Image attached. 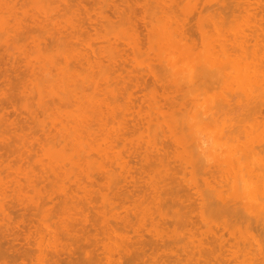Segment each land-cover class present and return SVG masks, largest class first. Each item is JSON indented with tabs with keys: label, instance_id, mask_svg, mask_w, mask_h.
Masks as SVG:
<instances>
[{
	"label": "rangeland",
	"instance_id": "1",
	"mask_svg": "<svg viewBox=\"0 0 264 264\" xmlns=\"http://www.w3.org/2000/svg\"><path fill=\"white\" fill-rule=\"evenodd\" d=\"M11 1H15L13 4L16 5L14 6L9 0L13 5V9L17 11L16 13L15 10L11 9V16L9 13L5 12V5L8 3V0L5 1L7 3L4 2L5 5L0 2V6H2L0 7V15L5 18L7 14H9L10 18L16 14V18L19 16V24L18 20H16L17 22L14 21L16 18L13 20L16 26L12 19L9 20L10 18L8 19V17L7 20L9 23L6 20L8 26L5 25L7 24L5 20L4 23L1 22L3 20L0 19V264H264V211H262V208H264V199H262L263 201L261 200V198H264V195H262L264 189H260L264 188V180H262L264 176L263 178L260 177L264 171L260 173H258L259 170L256 171V168L260 169V171L264 170V168H259L260 165L257 167L260 163L262 164L261 167L264 165V163H262L264 162V157L259 163L258 160L260 157L256 156L259 152L261 155L264 153L262 152L264 149V143H262L264 142V99H262L264 98V76H262L264 68L261 66L262 64L264 66V61H262L264 60V0H48L51 5H48V2L46 3L45 0L33 1V7L37 2H39V5L41 3L42 5L40 7L46 6L43 12L46 11L48 14H52L54 18L51 15L48 16L43 13V7L42 9H34L32 6L30 8V1L28 5L26 4V2L28 3L27 0H25L26 2H24V0ZM43 3H46L48 6L43 5ZM65 3L69 6L66 7ZM3 5L5 6L4 9H2ZM9 5L7 4V7H9ZM71 7L74 8V12H70V9L72 10ZM22 8H26L27 12L29 11L28 14L32 13L33 16L37 14L36 10H38V14L35 16L40 21H32L36 18L32 19L31 14L28 15L25 13L26 15H24L26 10ZM48 8H50V11H53V13H49ZM2 10H4V12ZM7 10L10 12V9L7 8ZM22 10H24L23 13H21ZM66 10L68 12H66ZM33 11L36 13L34 14ZM69 12L71 15L73 13V16H78L77 18L75 17V19H81L82 22L78 21L77 23ZM5 13L6 16H4ZM42 14L48 17L51 16V18H47L52 21H55L57 18L56 21L60 20L59 24L56 21L54 24L51 20L50 23L53 25L48 24L49 22L47 23V21H42V19L46 20V18H43L45 15L43 16ZM168 16L171 17L169 20H172L173 25L174 23H178L179 25L177 26L185 28L186 32L184 33L187 34V37L185 35L182 36L183 38L180 36V39V37L177 35L175 37L174 33L171 34V32L168 31L170 23ZM165 17H167V20ZM67 18L68 20L66 21ZM70 18L73 21L70 20L69 23ZM158 18L159 21L156 20ZM184 18V23H182V19ZM179 19L181 20L178 21ZM162 20H166L167 23H169L166 24V21L163 23ZM10 21L13 23L11 24ZM71 22L77 25L82 23L81 30L79 29L80 31L78 32V28H71L74 26V24L71 25ZM9 24L15 26V28H11ZM156 24L158 26H156ZM181 24H184V26ZM161 25H164L159 29L161 32L154 31L158 30L157 28ZM173 25L170 27H174ZM154 26L157 28L155 29ZM6 27H10L11 29L6 30ZM70 28L75 30V36H78L79 41H76L77 37L73 41L74 35L72 36V42L70 41L71 35L74 32V30H72L73 32H71V34L69 32V30H71ZM15 29L18 34L12 32L15 31ZM164 30L170 32H167L168 34L165 33L168 37H161V35L163 36L164 32H166ZM82 39L83 41H81ZM62 42H67L66 46L64 45L65 43L62 45ZM80 42L83 44H80ZM69 43L71 46L83 50V62L87 60V65L83 63V65L87 67L83 70L86 71L88 67L93 69L88 68L89 71L92 72L90 73L88 70L87 72L90 73L88 75L89 79L91 78V82L93 81V83H95L89 84L90 80L88 76L85 75L84 77L89 81H86V86L88 84L89 86L84 88H89L90 90L91 86L95 87L94 85L96 82L98 83V85L96 84L97 88L95 87L94 89V91L97 90V93H94L93 90V93H91V91L88 93L87 89L86 92L88 93L87 96L89 94H91L89 96L97 94V99H99L98 101L100 103L99 110L101 109L103 113L100 112L102 117L97 115V118H101L103 123L109 122L107 123L108 128H106V124L105 126L100 125L101 128L103 126V129H101L103 131H101V133L98 131V133L101 134L100 137L103 134L104 137L110 135V143H112L115 139L112 137L114 135H120L122 132L121 136L118 135V137H116L120 140H115V144L113 143L117 146L115 148L117 151L114 147L108 148L109 146L105 145V149L111 151L107 153V150L105 151L103 148V143H106L108 139L106 138L105 142L104 137H97L101 141L95 138V146L97 147H99L98 145L103 139V142L100 144V147H102L99 148L100 150H104L102 154H110L107 155V158L112 156V162H109L111 163L109 166L107 164L111 159H109L110 157L108 158L109 160L105 158L108 160L106 162L107 167L105 168L112 166V164L114 165L111 167L112 172L108 170L110 168L107 169L108 172H111L110 177L107 176L108 173L107 175L103 174L107 177L100 174L103 173L102 171L104 170H98L97 167L99 164L90 165L91 168H93L92 166L94 165L93 170L89 169L90 172H88L92 177L91 179L94 180L92 182H90L91 180H86L85 176L79 175L82 172H78L79 174H77L83 176L82 183H77L80 179L78 181L74 179L75 182L72 180L74 178L73 174L76 173H74V171L72 175H69L72 171H70L68 175L67 173H63L64 170H62V172L59 171L62 176L58 177L59 175L57 173L58 176L55 175L57 178L52 175L53 173H50L51 169L48 170V164L50 162L48 150L60 143L58 130L60 131L61 125L59 126V124L61 121L65 122L66 110L73 108H69L70 104L61 103L55 96L54 98L56 99H53L49 93H46L44 97L48 95L47 99L49 98L48 100L45 99L48 102L47 104L51 101L53 103L55 102L54 106L58 109L54 111L55 115L52 114V111L43 112L41 106L44 105L45 102L42 105L37 102L36 99L38 97L35 92L36 90H34V86L31 87L34 88L32 92H30L31 88H29V90L27 88L28 84L29 86L31 85V82L29 83L28 80L30 78L29 71L32 66L30 67V64L28 66L25 65L29 63V61L31 63L33 58L31 60L26 59L27 62L22 56L24 55L22 53L26 50L27 52H24V56L27 58L28 52H33V49L37 46H41L40 48L38 47V50H43L45 47L46 51L50 49L48 53L53 50L51 53L54 55L61 54L62 52L67 54L69 52L67 47L70 45ZM52 46H54V48ZM56 46H63L62 49L66 47V51L68 52L60 51V53ZM55 48L57 50H55ZM59 49L62 50L61 48ZM212 50L215 51L213 52ZM55 51H58L57 54H55ZM210 51L214 54L217 53L214 55ZM226 51L227 54L225 53ZM34 52L36 53L38 51ZM34 52L30 53V56L33 55ZM42 52L43 51L40 53ZM174 52H176L175 55L173 54ZM223 52L225 56H223ZM51 53L49 55L54 56ZM220 53H223V55H220ZM208 55L211 57L209 58ZM30 56L28 58L32 57ZM226 56L229 58L232 56V59H227L228 57ZM206 57H208V59ZM58 58L62 60L60 55ZM84 59L86 60L84 61ZM24 60L27 62L25 65ZM34 60L38 61V58ZM34 60L31 64H34ZM163 60L165 61L164 63ZM208 60H210L211 65L210 62L208 63ZM36 61L35 63H37ZM38 62L41 63L40 61ZM215 62L219 64L216 66ZM39 63L37 65H40ZM43 63L46 65L45 61H43ZM200 63H204L205 65L201 67ZM164 64L166 65L164 66ZM220 64L221 66H219ZM37 65L34 64L33 69H35L34 66ZM168 66L172 69L169 70ZM179 66L180 68H178ZM197 66L200 67L197 69ZM212 66L213 68H217L215 70L218 74L216 72L213 74L212 71V74L205 72V69L208 71V67L212 69ZM175 67L178 68L177 71ZM42 68L44 69L45 67L42 66ZM46 68L50 69L51 67L48 68L47 66ZM193 68H196V71H193ZM199 68H203L204 71ZM39 69L40 68L37 70ZM165 69L172 75H169V73L167 75ZM40 70L37 72L40 73ZM174 70L176 72H174ZM248 70L252 74L248 73ZM97 71L99 72L98 74ZM183 71L186 73L185 75H187L184 76V78L190 84H187L185 79L182 78ZM87 72L83 73L86 74ZM156 73L164 77L162 78L159 75L156 76ZM191 73H193L192 76L195 74L193 77L197 79L191 78ZM247 73L248 75L250 74L249 77L245 75ZM176 74H180L182 79L179 78L180 75L175 76ZM196 74L198 75L197 77ZM31 75L32 74H30V76ZM168 76L170 77L168 78L170 79L169 82L166 78ZM171 76H173V78L175 76L178 79L174 78V80H172L173 78ZM31 77H33V75ZM34 78L35 77L30 80L33 81ZM202 78H205L203 82H201ZM41 80L44 82L45 78L41 77L39 81ZM85 80L83 83H85ZM39 81L37 80L35 82L37 83ZM174 81L178 83L175 87L173 85ZM27 82L28 84L26 85L25 83ZM257 82L259 87L256 84ZM21 85L26 86L25 90ZM180 85H182V88H177ZM190 85L193 87H190ZM253 85H255L254 88ZM256 85L259 91H257ZM260 86L262 90H260ZM192 88L194 91L198 89L197 92L191 94L190 90H192ZM194 88H196V90ZM185 89H188L187 92H190V97L188 95V98L183 100L184 97L180 99L183 93H185V97H187ZM28 91L31 94L28 93ZM261 91L263 94H261ZM24 94L25 96L23 97ZM244 95L248 96L246 97ZM26 96L29 97L26 98ZM30 97H34V100H25V98L28 100ZM165 97L167 102L164 101ZM170 97L176 100V104H179L176 105L174 103V108L177 110L173 111V114L176 113L174 115L178 117L176 118L172 115V119H177L175 122L179 123V120L183 117L182 115L185 114V117L187 120L189 119L191 123L187 122V125V123L184 122L186 119H184V117L181 123L184 122V125L186 123L187 129L189 126L193 127L194 124H196L193 128L189 127V129L192 130L191 135H189V129L185 131V133L189 135V139H185L186 137L182 139L187 134L185 135L184 133V135H182L179 133V130L176 128L177 126H174L175 129L172 128V130H177V133H179V135L181 134L180 136L174 135L173 131L169 128L173 122H168V116H170L168 114L171 112L169 109L170 106L171 108L173 107L172 102L174 101L173 99L171 100ZM246 98L248 100L250 99V101ZM42 99L44 101V98ZM97 99L94 100L96 101ZM155 99L156 101L158 100L157 103H155ZM178 99L183 101L181 102ZM214 99L217 101L216 104H219L218 106L215 105L217 109L214 107L216 102ZM177 100L179 102H177ZM194 100L195 102H193ZM185 101H188L191 105L192 103L196 105L188 106L190 104L188 102V104L185 103ZM110 102H112V104L108 106ZM169 102L170 104L172 103V105H169ZM162 103L163 106L161 107H163L165 111H163L164 109L162 110V108L158 109ZM36 104L39 105L36 106ZM105 104H107L109 109L110 115L108 114V118L112 119L114 117L116 120V116L118 118L120 113L123 112L124 115L123 117L121 114L124 118L121 117L124 121V126L120 128L122 131L118 130L119 133L113 134V136L111 133H117V130H115L118 128L117 125L120 126V123L123 122L117 123L116 121V126H114L115 120L112 121L105 117V114H107L104 113L106 112L104 109L107 110ZM260 104L263 105L261 106ZM113 105L116 107H112ZM185 106L188 107V109L182 111ZM113 108L115 112L111 111ZM148 108L149 110L151 108V111L157 109L152 112L153 115H150ZM180 108L183 109L181 110ZM252 108H255L257 113ZM198 109L199 112H197ZM145 110H147L145 112L146 114L143 113ZM158 110L159 112H164L163 115L166 112L168 116H162L161 112V115H155L156 112L159 113ZM172 110L174 109L172 108ZM110 111L114 113L113 116ZM181 111L185 113H181ZM248 111L252 112L249 113L250 118L248 117ZM139 112V116L142 117L138 116ZM147 113H149V120L148 117H146L148 115ZM196 113L200 115V118H198L199 121H196V117H193L195 115L197 116ZM225 113H228V115ZM154 115L157 118L161 116L157 119L158 122L161 121L162 117L166 119V121L164 120L165 122L163 121V123H165L164 125L161 122L159 123V125L162 124V127H158H161L160 129L163 130L162 132V130L160 131L159 129L160 136L158 135V128L156 127L158 124L154 122V120H156L153 118ZM106 119L107 121H104ZM119 119L120 117L118 121H121ZM151 119L152 123H149ZM248 119L252 120L250 121ZM95 120L96 119H94V121ZM194 120L200 124L195 123ZM110 121L113 122L114 127L110 124L112 123ZM66 122L68 123V121ZM146 122L150 125H148L149 127L146 126ZM167 124H170V126ZM239 125H241V129H239ZM165 126L167 128H165ZM183 126L180 131L185 129ZM146 128L147 130L149 129L148 132ZM94 129L96 130V128ZM153 129L155 130L154 132ZM247 130L248 132L250 130V132L248 133ZM149 131H152L153 135L150 134ZM230 132H232V134ZM245 132L251 137L245 135ZM140 135L142 136L140 137ZM172 135L173 138L171 139ZM93 136L96 137L95 134H93ZM246 136L249 138H245ZM120 137L126 139L122 140ZM150 137H154L157 140L153 138V141L152 138L149 139ZM175 137H177V139ZM191 137L193 139H191ZM217 137L222 138L217 139ZM111 139L113 140L112 142ZM96 140L100 142L98 145ZM121 140L124 141L125 144L122 143ZM151 140L153 142L145 145V142ZM170 140H172L171 142L173 143H171ZM180 140H182V144ZM194 140L196 142H194ZM192 141L194 144L197 142L199 143V145L197 144L198 151L196 146L191 147V149H196L199 153L198 157H195L200 158L197 159L194 157V159H197V162H194L195 160L191 161L194 166L190 164L191 156L189 154V149L187 151L188 146H186V144L192 143ZM108 142L106 143L107 145ZM152 143L156 145L158 143L163 144H159L161 147L158 145L155 147ZM119 144H124V146L120 145V148ZM149 144H151V146H149ZM145 146V149L154 147V149L157 148L163 151V153L159 150L156 151L157 149H152L151 152V148L149 149L150 152L147 150L145 152ZM203 147L204 149H202ZM252 147L256 150L263 149L261 151L257 150L258 153H256L255 149H251ZM183 148L186 150L184 151ZM112 149H114L113 151L115 152H113ZM121 149H124L123 155L121 154L123 153ZM247 150L249 153H247ZM253 152L256 153V155H254ZM145 153H147L149 157ZM94 154L98 153L96 152ZM156 154H159V157H154ZM160 154H162V156H160ZM169 154L172 158L169 157ZM192 154L195 155V152H192ZM252 154L253 156H251ZM91 155L93 154L91 153ZM121 155L123 158H121ZM144 155L147 160L149 159L148 162H146V158H142ZM175 155L178 157H175ZM186 155H188L187 159L185 158ZM114 156L116 157L113 163ZM95 157H97L99 161L102 158L104 159L103 156H100L101 159L98 158L99 155H95ZM150 157L154 159L151 158L150 160ZM181 157H184L185 160L180 159ZM245 157L246 159L243 160V162L242 159ZM158 158L161 159V163L159 164ZM164 158H166L169 163L171 162V165L168 164V162H166L167 160L165 161ZM255 159L258 163H255ZM165 162L167 166H170L171 170L173 168V173L169 170V166H166ZM253 162L255 165H253ZM185 163L187 164L185 165ZM246 163H250V166H247ZM222 164L225 165L223 166ZM160 166L165 167L162 168V170ZM155 168L157 170L160 168L159 174L157 173L159 171ZM74 170L79 171L78 169ZM99 171L101 172L99 173ZM161 172L163 173L162 176L165 174L170 175V173L172 176L173 174V183L170 179L171 176H169V180H167V182L170 181L167 183L168 185L171 183V186H168L169 190L167 187L163 189L162 185L164 181L166 183L168 175H165L166 178L162 177ZM245 173L247 174L245 175ZM157 174L159 177L164 178L163 183L162 178H160V180ZM232 178L234 180L239 178L238 180H241V182L236 181L239 184L241 183L240 186L238 184L237 187V184L235 185L237 182ZM246 179L252 180H249V182ZM260 179L263 181L262 184ZM153 180L157 181L153 183ZM158 182L161 183V185ZM167 184H164V187L165 185L167 186ZM179 184H182L181 186L183 187H180ZM254 184H257L256 187H254ZM172 185H174V187ZM219 186L221 188H219ZM257 186H259V189ZM161 188L163 190L166 189L165 192L168 195H166ZM170 189L171 191L173 190L172 192L175 193V196L178 193V197L176 196L173 198L174 193L172 194ZM169 191L171 195H173H170L172 198L169 196ZM226 192L230 193L229 195L231 197L233 195V200H229L231 197L226 196L228 194ZM260 192L263 193L259 195ZM217 193H219L218 196ZM242 199L244 201H242ZM224 201L227 202L224 203ZM260 202L262 203L260 204ZM241 203L244 205H242V209ZM79 204L81 205L79 206ZM233 204L234 206H232ZM249 205L250 208L252 207V210L248 208ZM76 206L78 208L82 206V209L80 208L82 214L78 213L79 210L75 208ZM238 207L239 209H237ZM157 210L158 212H156ZM159 210L165 212V217L161 214L164 218H161V216L158 217L160 215ZM245 214H247V216L249 215L248 217L251 218H248ZM253 215L258 217L256 219L257 221L254 219ZM256 244H260L259 250Z\"/></svg>",
	"mask_w": 264,
	"mask_h": 264
},
{
	"label": "bare ground",
	"instance_id": "2",
	"mask_svg": "<svg viewBox=\"0 0 264 264\" xmlns=\"http://www.w3.org/2000/svg\"><path fill=\"white\" fill-rule=\"evenodd\" d=\"M5 1H6V0H4V1H3V0H0V2H1L2 4H4V5H5V3H7V2H5ZM13 1H14V0H13ZM27 1H28V3L24 0V2H26L27 5L29 4V1H30L29 6H30V8H31V6L33 7V4H34L33 1H34V0H27ZM31 1H32V2H31ZM37 1H38V0H37ZM39 1H41V0H39ZM45 1H46V3L48 2V0H45ZM4 2H5V3H4ZM10 2H12V1L10 0ZM10 2H9V0H8V3H7V4H8V5L11 4ZM14 2H15V1H14ZM14 2H12V4H13ZM35 2H36V1H35ZM49 2H50V1H49ZM49 2H48V5H51ZM1 3H0V5H1ZM46 3H45V4L43 3V5H47ZM7 4L5 5L6 8H5V6L3 5V8H2V9L5 8V9H6L5 12H6V13H9L10 16H11V14H12V13H11V9H13V5L15 6L16 4H13V5L11 4V5H9V7H7ZM23 5H24V4H23ZM41 5H42L41 3H40V5H39V2H37V3L34 5L33 8H34V9H36V8H37V9H38V8H39V9H42V7H43V9H42V12H43V10L46 8V6H45V7H44V6L40 7ZM48 5H47V6H48ZM11 6H12V7H11ZM37 6H38V7H37ZM65 6L68 7L69 5L67 6V3H65ZM65 6H64V7H65ZM70 6H71V5H70ZM0 7H2V6H0ZM49 7H51V6H49ZM64 7H63V8H64ZM7 8L10 9V12L7 10ZM71 8H72V10L74 9L73 7H71ZM0 9H1V8H0ZM22 9H25V10H26V8H22ZM48 9H49L48 12L50 13V12H51V11H50V8H48ZM64 9H65V8H64ZM69 9H70V8H69ZM69 9H68V10H69ZM13 10H15V9H13ZM13 10H12V11H13ZM72 10L70 9V12H74V10H73V11H72ZM2 11L4 12V10H2ZM7 11H8V12H7ZM15 11H16V10H15ZM15 11H14V12H15ZM34 11H35V10H34ZM34 11H33V12H34ZM14 12H13V13H14ZM23 12H24V10H22L21 13H23ZM30 12H31V11H30ZM36 12H37V14H38V10H36ZM36 12H34V14H35ZM66 12H68V11L66 10ZM70 12H69V13H70ZM0 13H1V10H0ZM6 13H5L4 16H6ZM16 13H17V11H16ZM16 13H15V14H16ZM25 13L28 14L29 11L27 12V10H26V11L24 12V15H26ZM39 13H40V12H39ZM43 13L47 14L48 16H49V15L52 16V14H48L46 11L43 12ZM51 13H53V11H52ZM9 14H7L6 18L3 17L2 15H0V16H1L0 19L3 20V21H1V22H4V20H5V22L7 23V21H8V20H7V17H8V19L10 18ZM30 14L32 15V19H33V18H36V19H33V20L31 19L32 21H34V20H35V21H40V20H38V18L35 16V15H37V14L34 15L35 17L33 16L32 13H30ZM30 14H28V15H30ZM45 14H44V15H45ZM16 15H17V14H16ZM16 15H15V16H12L13 18L11 17L9 20L12 19V21H13V20L16 18ZM42 15H43V14H42ZM44 15H43V16H44ZM70 15H71V13H70ZM73 15H74V14L72 13L71 16H73ZM45 16H46V15H45ZM45 16H44L43 18H46V20H43V19H42V21H47V23L49 22L48 24H51V25H53L52 23L55 24V21H56L57 18L55 19V21H52V20L50 19L51 22H52V23H50V20H49L48 18H51V16H50V17H48V16L45 17ZM71 16H70V17H71ZM2 17H3V18H2ZM18 17H19V16H18ZM18 17H17L14 21L17 22L16 20H18V24H19V18H18ZM47 17H48V18H47ZM52 17H53V16H52ZM75 17L77 18L78 16H73L74 19H75ZM160 17H161V16H160ZM53 18H54V17H53ZM79 18H80V17H79ZM79 18H78V19H79ZM166 18H167V17H165V19H166ZM169 18H171V17L168 16V20H169ZM172 19H173V18H172ZM6 20H7V21H6ZM48 20H49V21H48ZM67 20H68V18L66 19V21H67ZM70 20H72V19H71V18L69 19V23H70ZM156 20L159 21V18L156 19ZM160 20H161V19H160ZM166 20H167V19H166ZM166 20H164V21L162 20L163 23H164ZM176 20H177V19H176ZM180 20H181V19H179L178 21H180ZM183 20H185V18L182 19V23H184ZM14 21H13V22H14ZM35 21H34V22H35ZM59 21H60V20H58V21H56V22H58V24H59ZM72 21H73V20H72ZM75 21H77V23H78V21H79V22H82L81 19H79V20L75 19ZM174 21H175V20H174ZM178 21H177V22H178ZM5 22H4V23H5ZM13 22H12V23H13ZM15 22H14V24H15ZM155 22H156V21H155ZM160 22H161V21H160ZM169 22H170V23H169ZM169 22H168V23H169L168 31H170L171 34L174 33V34H175V37H176V35H177L178 37H180V36L182 37V36H184V35L187 37V34L184 33V32H186V30H185L184 27H183V28H184V30H183V28H182L181 26H177V25H179L178 23H177V24L174 23V25H173L172 20H171V21L169 20ZM171 22H172V24H171ZM186 22H187V19H186ZM4 23H3V24H4ZM8 23H9V21H8ZM8 23L5 24V25L8 26ZM10 23H11V21H10ZM12 23H11V24H12ZM42 23H43V22H42ZM45 23H46V22H45ZM45 23H44V24H45ZM47 23H46V24H47ZM168 23H167V21H166V24H168ZM11 24H9V26H11ZM46 24H45V25H46ZM72 24H74V22H71V25H72ZM79 24H80V25H79ZM79 24L77 25V24L75 23L74 26H72V27L70 26V27H71V28L74 27V29H75V28H76V29L78 28V32H79V31L81 30V28H82V25H81L82 23H79ZM157 24H158V22H157ZM157 24H156V26H158ZM159 24H160V23H159ZM166 24H164V25H166ZM175 24H176V25H175ZM56 25H57V23H56ZM76 25H77V26H76ZM164 25H161V26H159L158 28L156 27L158 30H154V31H157V32H158L159 29H161L160 27H162V26H164ZM172 25H173L174 27H170V26H172ZM181 25L184 26V24H181ZM15 26H16V24H15ZM15 26L12 25L11 28H12V27L15 28ZM17 26H18V25H17ZM79 26H80V27H79ZM166 26H167V25H166ZM11 28H10V27H9V28L6 27V30H7V29L9 30V29H11ZM18 28H19V26H18ZM18 28H17V30H18ZM71 28H70V29H71ZM152 28H153V27H152ZM154 28H155V26H154ZM154 28H153V29H154ZM156 28H155V29H156ZM4 29H5V28H4ZM74 29L69 30V32H70V33L73 32L72 30H74ZM79 29H80V30H79ZM153 29H152V31H153ZM163 29H164V27H163ZM12 30H14V29H12ZM17 30L15 29V31H12V32L17 33ZM166 30H167V29H166ZM166 30H164V31H166ZM154 31H153V32H154ZM168 31L164 32V34L167 33ZM69 32H68V33H69ZM74 32H75V30H74ZM74 32H73V34L71 33V34H72V35H71V40H70L71 42H72V39L74 38V39H73V41H74V40L76 39V37H77L76 41H79V40H78V36H75V35H76V32H75V34H74ZM159 32H161V30H160ZM162 32H163V30H162ZM170 32H168V33H170ZM70 33H69V34H70ZM155 33H156V32H155ZM168 33H167V34H168ZM183 33H184V34H183ZM187 33H188V32H187ZM17 34H18V33H17ZM159 34H161V33H159ZM164 34H163V36L161 35V37H164V38H165V37H168V35L166 36V34H165V36H164ZM73 35H74L75 37L72 38ZM154 35H155V34H154ZM188 36H189V34H188ZM170 37H171V36H170ZM181 37H180V39H181ZM186 37H184V38H186ZM182 38H183V37H182ZM79 39H80V38H79ZM159 39H160V38H159ZM172 39H173V38H172ZM188 39H189V38H188ZM182 40H183V39H182ZM189 40H190V39H189ZM189 40H188V41H189ZM81 41H83V39H82ZM67 42H69V41H67ZM67 42H66V43H65V42H62V45H63V43H65L64 45L66 46ZM71 42H70V43H71ZM166 42H167V40H166ZM186 42H187V39H186ZM70 43H69V44H70ZM80 44H83V43L80 42ZM56 45H57V44H56ZM165 45H166V44H165ZM185 45H187V44H185ZM70 46H71V44H70L69 46H67L68 49H69V50H68L69 52L66 51V49H67L66 47H64L65 49H64V48L62 49L63 46H62V47H60V46H59V47L56 46V47H58V51H59V52H60V51H61V52H62V51H66V52H68L67 54H66L65 52H62V53L60 52L61 54H57L58 51H55L56 53H55V52H54V53L57 54V55H54L53 53H51L53 50H52L51 52L48 53V51H49L50 49H49V50L47 49V51H46V50H45V47H44L43 50H41V49L38 50V47L40 48L41 46H37V47H36L37 49L35 48V49H33V50H34V51H38V52L41 50V51H43V52L40 53V52H41V51H40L39 53H38V52L35 53V52L32 50L36 56L33 54V55H31V56H32V57H31V56H30V53H33V52L30 51V53L28 52V57L30 56L31 58H28V57L26 58V56H24V55H25L24 52H25L26 50H25V51L22 50V51H24V52L22 53V54H24V55H22V56L24 57L25 60H26V59L31 60L32 58H33V60H34V59H37V58H38V61L41 62V63H39L38 61L34 60L33 63H34L35 65H37L38 63H39L40 65L34 66L35 69H33V65H34V64H31L33 60L31 61V63H30V61H29V63H27L28 61L26 60V61H27V62H26V61L24 60V61H25V63L23 62L24 65L27 63L25 66H28L29 64H30V65H29L30 67L32 66V67H31V70H30L31 73H30V71H29V77H30L29 80H30L31 78L35 77L33 81H31V80L29 81V80H28L29 83L31 82V85H30V86H29L28 82L25 83V84H26V85L28 84V86H27L28 90H29V88H31V87L34 86L35 89H34V88H31L30 92L33 91L32 89L36 90L35 92H36V95H37V97H38L36 100H37V102H38L39 104L42 105V104L45 102L44 105H42V106L40 105L41 108H42V110H43V112L52 111V114L55 115L54 111H55L56 109H58L57 107L54 106V105H55V102L53 103V102L51 101L49 104H47L48 102H47L45 99H47V96H48V95H47L46 97H44L46 93H49V94L51 95V98H53V99H56V98H57V100H58L59 102H61V103L70 104V105H69V108H70V107L73 108V109L70 108L71 110L69 109V110H66V112H65V117H66L65 122L68 121V123H67V122L65 123L64 121H63V122L61 121L60 124H59V126L61 125V129H60V131L58 130V133H59V134H58V135H59L58 137H60V143L57 144V145H55V146H53V147H51V148L48 150V156H49V161H50L49 164H48V166H49V169H48V170L51 169V170H50V173H51V174L53 173V174H52L53 176H55V175L58 176V175H59L58 177H60V176H62V175H61L62 170H64L63 173H65V174L67 173V175H68V173H69L70 171H72V172L69 173V175H70V174L72 175V174H73V171H74V173L76 172V173H75L76 175L79 174L80 172H82V173L84 172L83 174L80 173L79 175H83V176H85V179H86V180H88V181L91 180L90 182H92V181H94V180L91 179L92 177L90 176V173H88V172H90L89 169H92V170H93V168H94V165L92 166L93 168H91L90 165H92V164H99V166L97 167L98 170H102V169L104 170V171H102L103 173H100L101 171H99V173H100L101 175H103V174H106V175H107V173H108L107 176L110 177V175H111V172H112L111 167H112L114 164H112V166L108 167V168H110L111 170L108 169V168H105V167H107V165L109 166V165L111 164V163H109V162H112V158H111L112 156H109L110 158L108 157L109 159H111V160H109V159L107 158V155H110V154H106V155H105V153L102 154V152H104V150H105V151L107 150L106 152L108 153V151H109L108 149H105V145H106V146H109L108 148H110V147L113 148V147H114V149H115V148L117 147V146L114 145V144H115L114 141H115V140H116V141H119V140H120V139H118V138H116V137H118V135H119V134H118L119 131H122V130L120 129L121 126H124V125H123V124H124V121H123V119H124V118H123L124 115H123V112H122V113H120V116H118V118L120 117L119 120H121V121H118V118H117L116 115H114V116H116V120H115L114 117H113L112 119H111V118H108V117H109V116H108V114H109V109H108V107H107V104H108L109 102H108L107 104H105V105H106L105 108H107V110L104 109V110L106 111V112H104V113H107V114H105V115H106L105 117L108 118L109 120H112V121L115 120V121H114V126H116V123H115L116 121H117V123H118V122H123V123H120V124H121L120 126L117 125L118 128L115 129V130H117V133H116V132H114V133L112 132V133H111V132L108 131L109 133H111L112 136H113V134H118V135H116V136L114 135L115 137H114V136H113V137L111 136L112 138H115L114 141L111 139V142L113 141L112 143H110V135H109V136L106 135V136H108L109 138H108V137H104V134L100 137L101 134H99L98 131H100V133H101V131H103V130H101V129H103V126H105V124H106V126H107L106 128H108L107 123H109V122H107V123H103V120H102L101 118H97L98 116H99V117H102V115L100 114V112L102 113V111H101V109L99 110L100 103H99V101H98L99 99H97V97H98L97 94H95V95L92 94V96H89V95H91V94H89V95L87 96V94L89 93V91H91V93H93V92H94V93H97V90L94 91V89H95V87H96V84L98 85V83L96 82V84L94 85L95 87L91 86V87H90V90H89V88H88V89L86 88L88 91L84 88V87L89 86V84H94V83H95V82L93 83V81L91 82V78L89 79V75H88V74H90V73L92 72V71H89L88 68H90V69H92V68H91V67H88V68H87V70H88L90 73H88L87 70H86V71L83 70L85 67H87V66H84V65H83V63H86V65H87V60H86L87 58L84 59V61L86 60V62H83V52H82L83 50H80V48H79V49H78V48H75V46H71V47H72V48H71ZM171 46H172V45H171ZM188 46H189V45H188ZM52 47L54 48V46H52ZM69 47H70V48H69ZM167 47H168V46H167ZM184 47H185V46H184ZM59 48H61L62 50H60ZM73 48H74V49H73ZM172 48H173V47H172ZM182 48H183V47H182ZM173 49H174V48H173ZM185 49H186V48H185ZM210 49H211V48H210ZM44 50H45V52H44ZM55 50H57V49L55 48ZM70 50H72V51H70ZM246 50H247V49H246ZM246 50H245V51H246ZM261 50H262V49H261ZM22 51H21V52H22ZM73 51H75V52H73ZM175 51H176V50H175ZM187 51H188V50H187ZM208 51H209V50H208ZM212 51H213V50H212ZM212 51H210V52L213 53L215 50H214L213 52H212ZM247 51H248V50H247ZM247 51H246V52H247ZM252 51H253V50H252ZM26 52H27V51H26ZM166 52H167V51H166ZM170 52H171V51H170ZM218 52H220V51H218ZM246 52H245V53H246ZM253 52H254V51H253ZM253 52H252V54H253ZM50 53L53 54L54 56L49 55ZM63 53H64V54H63ZM175 53H176V52H174L173 54L175 55ZM190 53H191V52H190ZM216 53H217V52H216ZM216 53H215V54H216ZM223 53H224V52H223ZM223 53H220V55H221V54L223 55ZM225 53L227 54V51H226ZM225 53H224L223 56H225ZM248 53H249V52H248ZM248 53H247V55H248ZM170 54H172V53H170ZM191 54H192V53H191ZM213 54H214V53H213ZM215 54H214V55H215ZM218 54H219V53H218ZM249 54H250V53H249ZM59 55L61 56V59H62V60H60V58H58ZM160 55H162V54H160ZM209 55H211V54H209ZM209 55H208V56H209ZM214 55H213V56H214ZM230 55H231V54H230ZM254 55H255V54H254ZM259 55H260V54H259ZM37 56H38V57H37ZM40 56H41V58H40ZM55 56H56V57H55ZM169 56H170V55H169ZM204 56H205V54H204ZM252 56H253V55H252ZM263 56H264V55H263ZM62 57H63V58H62ZM165 57H166V56H165ZM177 57H178V56H177ZM180 57H181V56H180ZM210 57H211V56H209V58H210ZM216 57H217V56H216ZM216 57H215V58H216ZM218 57H219V55H218ZM226 57H228V56H226ZM231 57H232V56H231ZM231 57H230V58H231ZM261 57H262V56H261ZM158 58H159V57H158ZM160 58H161V57H160ZM183 58H184V57H183ZM200 58H201V57H200ZM206 58L208 59V57H206ZM213 58H214V57H213ZM222 58H223V57H222ZM222 58H221V59H222ZM230 58L228 57L227 59H230ZM245 58H247V57H245ZM252 58H253V57H252ZM259 58H260V57H259ZM39 59H40V60H39ZM41 59H42V60H41ZM177 59H178V58H177ZM196 59H197V58H196ZM201 59H202V58H201ZM207 59H206V60H207ZM211 59H212V58H211ZM217 59H218V58H217ZM231 59H232V58H231ZM231 59H230V60H231ZM260 59H261V58H260ZM58 60L61 61V62H59ZM164 60H165V59H164ZM164 60H163V63L165 62ZM180 60H181V59H180ZM182 60H184V59H182ZM194 60H195V59H194ZM257 60H258V59H257ZM257 60H255V61H257ZM35 61H36L37 63H35ZM43 61L46 62V65L43 63ZM160 61H161V60H160ZM211 61H212V60H211ZM218 61H219V59H218ZM226 61H227V60H226ZM228 61H229V60H228ZM262 61H264V60H262ZM71 62H73V63H71ZM179 62H180V61H179ZM183 62H184V61H183ZM197 62H198V61H197ZM209 62H210V60H208V63H209ZM212 62H213V61H212ZM219 62H220V61H219ZM223 62H224V61H223ZM257 62H258V61H257ZM47 63H48V64H47ZM91 63H92V62H91ZM163 63H161V64H163ZM191 63H192V62H191ZM215 63H216V62H215ZM248 63H249V62H248ZM260 63H261V62H260ZM88 64H89V63H88ZM95 64H96V63H95ZM167 64H168V62H167ZM189 64H190V62H189ZM200 64H201V63H200ZM200 64H199V65H200ZM218 64H219V63L217 62L215 65L217 66ZM225 64H226V63H225ZM249 64H250V63H249ZM165 65H166V64H164V66H165ZM173 65H174V64H173ZM202 65H205V64H204V63L201 64V67H202ZM210 65H211V62H210ZM212 65H213V64H212ZM215 65H214V66H215ZM222 65H223V64H222ZM226 65H227V64H226ZM226 65H225V67H226ZM42 66L45 67V68H44L45 70L42 68ZM47 66H48V68H50V67H51V68H50V69H47V68H46ZM49 66H50V67H49ZM88 66H89V65H88ZM91 66H92V65H91ZM219 66H221V64H220ZM251 66H253V65H251ZM261 66L264 68L263 64H262ZM36 67L42 69V70L39 69L41 74L38 73L39 70H37L38 68H36ZM102 67H103V66H102ZM159 67H160V66H159ZM193 67H194V65H193ZM198 67H200V66H197V69H198ZM225 67H224V68H225ZM228 67H229V66H228ZM240 67H241V66H240ZM258 67H260V66H258ZM262 67H261V68H262ZM93 68H94V66H93ZM165 68H166V67H165ZM168 68H169V66H168ZM178 68H180V66H179ZM178 68L175 67L176 71L178 70ZM234 68H235V66H234ZM244 68H245V67H244ZM246 68H247V67H246ZM249 68H250V67H249ZM46 69H47V70H46ZM85 69H86V68H85ZM94 69H95V68H94ZM170 69H172V68H169V70H170ZM193 69H194L193 71H196V68H193ZM199 69H200V68H199ZM213 69H214V70H213ZM215 69H217V68H213V66H212V69H211V68L209 69V67H208V71L205 69V72L208 73V74H212V73L214 74V72H216ZM218 69H220V68H218ZM222 69H223V67H222ZM225 69H226V68H225ZM236 69H237V68H236ZM33 70H34L35 72H34ZM36 70H37L38 72H37ZM92 70H93V69H92ZM95 70H96V69H95ZM161 70H162V69H161ZM165 70L167 71V69H165ZM165 70H164V71H165ZM184 70H185V69H184ZM186 70H187V69H186ZM200 70L204 71L203 68H201ZM226 70H227V69H226ZM237 70H238V69H237ZM241 70H242V69H241ZM245 70H246V69H245ZM253 70H254V69H253ZM261 70H262V69H261ZM43 71H44L45 73H44ZM162 71H163V70H162ZM176 71L174 70V72H176ZM209 71H210V73H209ZM211 71H212V73H211ZM248 71H249V70H248ZM36 72H37V73H36ZM83 72H84V73L87 72V73L84 74ZM170 72H171V71H170ZM179 72H180V71H179ZM197 72H198V71H197ZM197 72H194V73H197ZM220 72H221V70H220ZM220 72H219V73H220ZM240 72H241V71H240ZM254 72H255V70H254ZM260 72H261V71H260ZM43 73H44L46 76H45ZM93 73H94V71H93ZM98 73H99V72L97 71V74H98ZM103 73H104V71H103ZM166 73H167V75H168L169 72L167 71ZM202 73H203V72H202ZM202 73H200V74H202ZM216 73L218 74V72H216ZM248 73H250V71H249ZM248 73L245 74V75H248ZM256 73H258V72H256ZM261 73H262V72H261ZM261 73H259V74H261ZM30 74H32L33 77H31L32 75L30 76ZM94 74H95V73H94ZM101 74H102V73H101ZM101 74H100V75H101ZM163 74H164V73H163ZM174 74H175V73H174ZM182 74H183V77H182V78H184V76H187V75H185L186 73H185L184 71L182 72ZM192 74H193V73H191V78L194 79L195 77H193V76H194L195 74H194L193 76H192ZM197 74H199V73H197ZM197 74H196V77L198 76ZM250 74H252V73H250ZM250 74H249V75H250ZM85 75L88 76V79L90 80V82L88 81L87 78L84 77ZM102 75H103V74H102ZM155 75H156V76H158V75L161 76L159 73H158V75H157V73H156ZM169 75H172V74L169 73ZM179 75H180V74H176L175 76H179ZM203 75H204V74H203ZM205 75H206V74H205ZM237 75H238V74H237ZM249 75H248V77H249ZM256 75H257V74H256ZM39 76H41L42 78H45L44 82H43L42 80L39 81V79H41V77H39ZM44 76H45V77H44ZM175 76H174V78H177V77H175ZM235 76H236V75H235ZM242 76H243V75H242ZM258 76H259V75H258ZM262 76H264V73H263ZM83 77H84L86 80H85ZM161 77L163 78L164 76H161ZM171 77L173 78V76H171ZM199 77H200V76H199ZM201 77H202V76H201ZM254 77H255V76H254ZM36 78H37V79H36ZM166 78L168 79V78H170V77L168 76V77H166ZM166 78H165V79H166ZM174 78H173L172 80H174ZM179 78H181V75L179 76ZM182 78H181V79H182ZM205 78H206V76H205ZM205 78H202V81H201V82H203ZM243 78H244V77H243ZM243 78H242V79H243ZM252 78H253V77H252ZM257 78H258V77H257ZM261 78H262V77H261ZM263 78H264V77H263ZM167 79H166V80H167ZM177 79H178V78H177ZM177 79H175V80H177ZM184 79H185V78H184ZM184 79H183V80H184ZM195 79H197V78H195ZM37 80H38L39 82L36 83L35 81H37ZM84 80H85V83H83ZM172 80H171V81H172ZM179 80H180V79H179ZM198 80H199V79H198ZM86 81L89 82V84L87 83V84H88L87 86H86ZM169 81H170V79H168V82H169ZM185 81L187 82L186 79H185ZM185 81H184V82H185ZM190 81H191V80H190ZM193 81H194V80H193ZM255 81H256V79H255ZM258 81H259V79H258ZM32 82H33V84H34V83H35V84L33 85ZM191 82H192V81H191ZM195 82H196V81H195ZM201 82H198V83H201ZM248 82H249V81H248ZM251 82H252V81H251ZM261 82H262V81H261ZM174 83H176V84H174ZM188 83H189V82H187V84H188ZM193 83H194V82H193ZM242 83H243V82H242ZM245 83H246V82H245ZM22 84H24V83H22ZM36 84H37V85H36ZM83 84H84V86H83ZM189 84H190V83H189ZM194 84H195V83H194ZM256 84L258 85V82H257ZM261 84H263V83H261ZM171 85H172V84H171ZM173 85H174V87H175L176 85H178V83L174 81V82H173ZM184 85H185V84H184ZM195 85H196V84H195ZM195 85H194V86H195ZM251 85H252V84H251ZM257 85H256V88H257ZM263 85H264V84H263ZM263 85H262V86H263ZM36 86H37V87H36ZM191 86H192V85H190V87H191ZM239 86H240V85H239ZM246 86H247V85H246ZM248 86H249V84H248ZM21 87H22V88L24 87V90H25V88H26L25 85H24V86L21 85ZM92 87H93V88H92ZM180 87L182 88V85L178 86L177 88H180ZM192 87H193V86H192ZM254 87H255V85H253V88H254ZM258 87H259V85H258ZM22 88H21V90H22ZM46 88H47V89H46ZM83 88H84L85 90H84ZM91 88H92V89H91ZM96 88H97V87H96ZM188 89H191V88H188ZM188 89H187V90H188ZM194 89L196 90V88H194ZM250 89H251V88H250ZM257 89H258V88H257ZM257 89H256V90H257ZM26 90H27V89H26ZM92 90H93V92H92ZM185 90H186V89H185ZM187 90L185 91V92L187 93V97H185L186 95H185V93H183V94L181 95V98H180V99H183V97H184L183 100H185V98L187 99V98H188V95H189V97H190V92H191V94H192L193 92L195 93V92H197L198 89H197L196 91H194L193 88H192V90H190V92H189V91L187 92ZM247 90H248V89H247ZM247 90H246V91H247ZM260 90H262V89H261V86H260ZM86 91H87L88 93H87ZM250 91H251V90H250ZM252 91H253V89H252ZM252 91H251V92H252ZM257 91H259V89H258ZM263 91H264V90H263ZM30 92L28 91V93H30ZM37 92H38V93H37ZM85 92H86V93H85ZM33 93H34V92H33ZM42 93H43V94H42ZM198 93H199V92H198ZM246 93H248V92H246ZM246 93H245V94H246ZM252 93H254V92H252ZM30 94H31V93H30ZM30 94H28V95H30ZM199 94H200V93H199ZM199 94H196V95L198 96ZM250 94H251V93H250ZM250 94H249V95H250ZM261 94H263L262 91H261ZM26 95H27V93H26ZM32 95H33V94H32ZM183 95H184V96H183ZM196 95H195V96H196ZM251 95H252V94H251ZM24 96H25V94L23 95V97H24ZM30 96H31V95H30ZM34 96H35V95H34ZM54 96H55L56 98H54ZM199 96H200V95H199ZM244 96H246V95H244ZM247 96H248V95H247ZM247 96H246V97H247ZM262 96H263V95H262ZM262 96H261V97H262ZM28 97H29V96H26V98H28ZM35 97H36V96H35ZM40 97H41V98H40ZM92 97H94V98H92ZM251 97H252V96H251ZM251 97H250V98H251ZM26 98H25L26 101H30V99H33L34 97H32V98L30 97L28 100H27ZM42 98H44V101H43ZM167 98H168V97H167ZM194 98H195V97H194ZM199 98H200V97H199ZM203 98H204V97H203ZM253 98H254V97H253ZM38 99H39V100L41 99L40 102H39ZM48 99H49V98H48ZM48 99H47V100H48ZM94 99H97V100L95 101ZM170 99H171V100H172V99L174 100V101L172 102V103H173V107H172V108H173L174 110H172L171 106H170V109L168 108V109L171 111V112H169V114H168V115H170V116L166 115V114H167L166 112H165L164 115H163L164 112H163V113H162L161 111H160V112L162 113V116H165V117L168 116V117H169V121H168V122H170V123L173 122V123L175 124V125H174V124L172 123L173 127H172V125L170 126V124H167L168 126H170L169 128H170L171 130H172V128L175 129L174 126H177V127H176L177 130H179L178 132L181 133L182 135H184L185 131L188 130L189 127H190V126H189L188 129H187V128H186V123H187V122H188V123H189V122L191 123V121H190L189 119H188L189 121L187 120V118L185 117V114L182 115V116L184 117V119L186 118L185 120H187V121L184 120V122H186L185 125L183 124L184 122L181 123V120H183V117L181 118V117L179 116V117L181 118V119L179 120V123L175 122L177 119H176V120H175V118L172 119V115H173L174 117H176V116L174 115V114H176V113L173 114V111H175V110H177V109L174 108V103L176 104V100H175L174 98H171V97H170ZM170 99H169V101H170ZM246 99H247V98H246ZM246 99H245V100H246ZM262 99H264V98H262ZM33 100H34V99H33ZM36 100H35V101H36ZM50 100H51V99H50ZM50 100H49V101H50ZM178 100H179V99H178ZM178 100H177V102L181 101V100H179V101H178ZM183 100H182V101H183ZM190 100H192V99H190ZM197 100H199V99H197ZM247 100H248V99H247ZM251 100H252V99H251ZM157 101H158V100H157ZM157 101H156V99H155V103H157ZM164 101H166V97H165V100H164ZM182 101H181V102H182ZM188 101H189V100H188ZM188 101H187V102H188ZM214 101H216V100L214 99ZM218 101H220V100H218ZM221 101H222V100H221ZM248 101H250V99H249ZM95 102H97V103H95ZM100 102H101V101H100ZM152 102L154 103L153 100H152ZM166 102H167V101H166ZM170 102H171V101H170ZM170 102H169V105H172V103L170 104ZM181 102H180V103H181ZM187 102L185 101V103H187ZM193 102H195V100H194ZM256 102H257V101H256ZM256 102H255V103H256ZM149 103H151V102H149ZM158 103H159V102H158ZM164 103H165V102H164ZM188 103H189V102H188ZM188 103H187V104H188ZM213 103H214V102H213ZM216 103H217V101L215 102L214 107H216V106H215V105H217ZM234 103H235V102H234ZM239 103H240V102H239ZM258 103H259V102H258ZM39 104H36V106L39 105ZM97 104H98V105H97ZM111 104H112V102H110V104H108V106L111 105ZM159 104H160V103H159ZM177 104H178V103H177ZM177 104H176V105H177ZM187 104H186V106H187ZM189 104H190V103H189ZM223 104H224V103H223ZM71 105H72V106H71ZM95 105H96V106H95ZM150 105H153V104H150ZM165 105H166V104H165ZM178 105H179V104H178ZM181 105H182V104H181ZM183 105H184V103H183ZM195 105H196L195 103H194V105H193V103H192V105L190 104V105H188V106H195ZM218 105H219V104H218ZM218 105H217V106H218ZM233 105H234V104H233ZM256 105H257V104H256ZM258 105H259V104H258ZM260 105L262 106L263 104H260ZM114 106H115V105H113L112 107H114ZM148 106H149V105H148ZM157 106H158V105H157ZM161 106H163V103L159 106L158 109L162 108V110H163L164 108L161 107ZM166 106H167V105H166ZM186 106H185V107H186ZM226 106H227V105H226ZM38 107H39V106H38ZM115 107H116V106H115ZM154 107H155V105H154ZM164 107H165V106H164ZM168 107H169V106H168ZM181 107H183V106H181ZM185 107H184V109H183V108H180V109H181V110L183 109L182 111H184L185 109L187 110L188 107H186V108H185ZM205 107H206V105H205ZM210 107H211V106H210ZM212 107H213V106H212ZM41 108H40V109H41ZM218 108H219V107H218ZM259 108H260V107H259ZM111 109H112V108H111ZM115 109H116V108H115ZM153 109H154V108H153ZM156 109H157V108H156ZM156 109H154L153 111H156ZM190 109H191V108H190ZM193 109H194V107H193ZM201 109H202V108H201ZM216 109H217V107H216ZM252 109H254L255 112L257 113V111H256L255 108H252ZM260 109H261V108H260ZM96 110H97V111H96ZM148 110H149V108H148ZM178 110H179V109H178ZM191 110H192V109H191ZM250 110H251V108H250ZM67 111H68V112H67ZM95 111H96V113H95ZM107 111H108V112H107ZM111 111H114V112H115L114 108H113V110H111ZM111 111H110V113H112ZM146 111H147V110H145L143 113H145ZM149 111H150L149 113H150V115H151L152 112H153V111H151V108H150ZM163 111H165V109H164ZM182 111H181V113H185V112H182ZM188 111H189V110H188ZM245 111H246V110H245ZM251 111H252V110H251ZM41 112H42V111H41ZM97 112H98V113H97ZM140 112H141V110H140ZM140 112H139L138 116L140 115ZM158 112H159V110H158ZM160 112H159V113L156 112L155 115H156V114H157V115L160 114ZM197 112H199V109L197 110ZM206 112H207V113H210V112H208V111H206ZM227 112H228V111H227ZM149 113H147L148 115H147L146 117L149 116ZM181 113H180V114H181ZM186 113H188V112H186ZM193 113H194V112H193ZM247 113L249 114V113H252V112L248 111ZM102 114H103V113H102ZM113 114H114V113H112V116H113ZM121 114H122L123 117L121 116ZM145 114H146V113H145ZM145 114H144V115H145ZM191 114H192V113H191ZM196 114H197V116H199V117H197L195 114H194L195 116H193V117H196L197 119L195 118V120H196V121H199L198 118H200V115H199V113H196ZM225 114H226V113H225ZM97 115H98V116H97ZM100 115H101V116H100ZM109 115H110V114H109ZM152 115H153V114H152ZM155 115H154L153 118L156 119V120H154L153 118H152V119L154 120L155 124H158L156 127L158 128L157 131H158V135L160 136V134H159V129L162 127V126H161L162 124H163V125L165 124V123H163V121H164V120L166 121V119H163V118H165V117H162V118H161V121L159 120L162 124L159 125L160 122H158L157 119H159L161 116H160V117L158 116V118H157V117H155ZM160 115H161V114H160ZM226 115H228V113H227ZM251 115H252V114H251ZM138 116H137V117H138ZM186 116H187V114H186ZM188 116H190V115H188ZM249 116H250V114L248 115V117H249ZM57 117H58V115H57ZM57 117H56V118H57ZM94 117H95V118H94ZM121 117H122L123 119H121ZM139 117H142V116H139ZM170 117H171V118H170ZM177 117H178V116H177ZM177 117H176V118H177ZM234 117H235V116H234ZM56 118H55V119H56ZM144 118H145V117H144ZM149 118H150V117H148V120H149ZM188 118H189V117H188ZM236 118H237V117H236ZM246 118H247V117H246ZM246 118H245V120H246ZM249 118H250V117H249ZM252 118H253V117H252ZM94 119H96L95 121H96L97 125H96ZM99 119H100V121H99ZM103 119H104V118H103ZM139 119H140V118H139ZM145 119H146V118H145ZM152 119L149 121V123H152ZM192 119H193V118H192ZM201 119H202V118H201ZM201 119H200V120H201ZM211 119H212V118H211ZM234 119H235V118H234ZM234 119H233V120H234ZM97 120H98V121H97ZM109 120H108V121H109ZM146 120H147V119H146ZM167 120H168V119H167ZM172 120H174V121H172ZM195 120H194V121H195ZM204 120H206V119H204ZM229 120H230V119H229ZM231 120H232V119H231ZM248 120L251 121L252 119H248ZM248 120H247V121H248ZM104 121H107V119L104 120ZM112 121H110V122H112ZM165 121H164V122H165ZM196 121H195V123H197ZM227 121H228V120H227ZM247 121H246V122H247ZM93 122H94V123H93ZM101 122H102V123H101ZM157 122H158V123H157ZM234 122H235V121H234ZM236 122H237V121H236ZM176 123H177V124H176ZM188 123H187V125H188ZM202 123H203V122H202ZM211 123H212V121H211ZM110 124L113 126V122L110 123ZM146 124H147V125H146ZM146 124H145L146 126L149 125L148 122H146ZM178 124H179V125H178ZM182 124H183L184 126H183ZM193 124H194V123H193ZM197 124H200V123L198 122ZM203 124H204V123H203ZM205 124H207V123H205ZM208 124H209V123H208ZM218 124H219V123H218ZM218 124H217V125H218ZM251 124H252V123H251ZM98 125H99V126H98ZM100 125H103L102 128H101ZM190 125H191V124H190ZM220 125H221V124H220ZM254 125H255V124H254ZM95 126H96V127H95ZM112 126H110V127H112ZM114 126H113V127H114ZM149 126H150V125H149ZM149 126H148V127H149ZM158 126H161V127L159 128ZM178 126H179V127H178ZM180 126H181V127H180ZM182 126H183L185 129H184L183 131H180V129L182 130ZM192 126H193V125H192ZM194 126H196V124H194ZM194 126H193V127H194ZM211 126H212V125H211ZM218 126H219V125H218ZM235 126H236V125H235ZM240 126H241V125H239V129H241ZM251 126H253V125H251ZM110 127H109V128H110ZM148 127H147V128H148ZM154 127H155V126H154ZM193 127H190V128H193ZM204 127H205V126H204ZM59 128H60V127H59ZM59 128H58V129H59ZM94 128H96L97 131H96ZM106 128H105V129H106ZM122 128H123V127H122ZM147 128H146V130H147ZM165 128H167V127L165 126ZM178 128H179V129H178ZM237 128H238V127H237ZM254 128H255V126H254ZM98 129H99V130H98ZM112 129H114V128H112ZM163 129H164V128H163ZM170 129H169V132H170ZM251 129H252V128H251ZM251 129H250V130H251ZM106 130H107V129H106ZM109 130H111V129H109ZM115 130H114V131H115ZM118 130H119V131H118ZM148 130H149V129H148ZM148 130H147V132H148ZM161 130H162V129H160V131H161ZM167 130H168V129H167ZM177 130H176V131H175V130H172L173 133H174V135H179V133H177ZM189 130H190V129H189ZM250 130H249V132H250ZM94 131H95V132H94ZM111 131H112V130H111ZM154 131H155V130L153 129V132H154ZM174 131H175V132H174ZM199 131H200V130H199ZM199 131H198V132H199ZM201 131H202V129H201ZM236 131H237V129H236ZM245 131H246V130H245ZM104 132L106 133V131H104ZM149 132H150V131H149ZM162 132H163V130H162ZM162 132H161V133H162ZM166 132H167V131H166ZM182 132H183V133H182ZM191 132H192V130H190L189 135H191ZM228 132H229V131H228ZM228 132H227V133H228ZM247 132H248V130H247ZM247 132H245V135H248L249 132H248V133H247ZM145 133H146V132H145ZM145 133H142V134H145ZM164 133H165V131H164ZM176 133H177V134H176ZM230 133L232 134V132H230ZM246 133H247V134H246ZM93 134H95L96 137H94ZM97 134H98V135H97ZM106 134H108V133H106ZM148 134H149V133H148ZM148 134H147V135H148ZM150 134L153 135L152 131L150 132ZM150 134H149V136H150ZM156 134H157V132H156ZM170 134H171V133H170ZM170 134H169V135H170ZM181 134H180V135H181ZM186 134H187V133H185V135H186ZM196 134H197V133H196ZM198 134H199V133H198ZM234 134H235V133H234ZM250 134H251V133H250ZM252 134H253V133H252ZM121 135H122V132L120 133L119 136H121ZM152 135H151V136H152ZM154 135H155V133H154ZM180 135H179V136H180ZM187 135H188V134H187ZM187 135L184 136V137L182 136L183 138H182V137H181V138L184 139V138L186 137L185 139H189V135H188V136H187ZM98 136H99V137H98ZM141 136H142V135H140V137H141ZM167 136H168V135H167ZM195 136H196V135H195ZM227 136H228V134H227ZM248 136H249V135H248ZM248 136H246L245 138H247ZM253 136H254V135H253ZM253 136H252V137H253ZM92 137H94V138H92ZM97 137H98V138H102V137H104V138H105L104 141L106 140V138L109 140V142H108V140H106V141L108 142V145L106 144V143H107L106 141H105L106 143H103V146H104L103 148H104V150H100V149H99V148L102 147V146L100 147V144L103 142V139H102V142L100 143V142H98V140H99V141H101V140L98 139ZM140 137H139V138H140ZM146 137H147V136H146ZM161 137H162V135H161ZM161 137H159V138H161ZM193 137H194V135H193ZM197 137H198V136H197ZM249 137H251V136H249ZM249 137H248V138H249ZM95 138L98 139V140H96V141H97V145H98V143H100V144L98 145L99 147L95 146V145H96V144H95V143H96V142H95ZM120 138H121V137H120ZM151 138L153 139L154 137H150L149 139H151ZM157 138H158V137H157ZM172 138H173V135L171 136V139H172ZM175 138L177 139V137H175ZM175 138H174V139H175ZM219 138L221 139L222 137H219ZM219 138L217 137V139H219ZM254 138H255V137H254ZM258 138H260V137H258ZM117 139H118V140H117ZM121 139L124 140V139H126V138H121ZM141 139H142V138H141ZM141 139H139V140H141ZM143 139H144V137H143ZM143 139H142V140H143ZM154 139H156V138H154ZM154 139H153V141H154ZM179 139H180V138H179ZM191 139H193V138L191 137ZM191 139H190V140H191ZM198 139H199V137H198ZM224 139H225V138H224ZM256 139H257V138H256ZM91 140H92V141H91ZM122 140H121V142L124 143V141H122ZM142 140H141V141H142ZM146 140H147V139H146ZM156 140H157V139H156ZM156 140H155V141H156ZM245 140H246V139H245ZM116 141H115V142H116ZM125 141H126V140H125ZM153 141L151 140V141L145 142V145H146V144L148 145V143H151V142H153ZM171 141H172V140H170V142H171ZM184 141H187V140H184ZM199 141H200V140H199ZM205 141H206V140H205ZM142 142H143V141H142ZM194 142H196V141L194 140ZM194 142L192 141V143H189V144H190V148H189V144H186V146H188V147H187V151H188V149H189V152H190L189 154H190V156H191V160H190V162H191L192 160H193V161L195 160L194 162H197V159H200V158H197L198 155H199V153L197 152V151H198V149H197V144L199 145V143L197 142L196 144H194ZM206 142H207V141H206ZM221 142H222V141H221ZM246 142H247V141H246ZM255 142H256V141H255ZM258 142H259V141H258ZM261 142H262V141H261ZM113 143H114V144H113ZM155 143H156V142H155ZM171 143H173V142H171ZM174 143H175V142H174ZM180 143L182 144V140H180ZM186 143H187V142H186ZM259 143H260V142H259ZM262 143H264V142H262ZM91 144H94V145H91ZM117 144H118V143H117ZM124 144H125V143H124ZM124 144H122V145L119 144V146H120V145H121V146H124ZM143 144H144V143H143ZM152 144H153V143H152ZM159 144L161 145V144H163V143H158V144H157L159 147H161ZM177 144H179V143H177ZM184 144H185V142H184ZM211 144H212V143H211ZM254 144H255V143H254ZM112 145H114V146H112ZM157 145H156V144H153V146H155V147H156ZM173 145H174V144H173ZM179 145H180V144H179ZM224 145H225V144H224ZM250 145H251V144H250ZM256 145H257V143H256ZM258 145H261V144H258ZM94 146H95V147H94ZM121 146H120V148H121ZM149 146H151V144H149ZM174 146H175V145H174ZM193 146H196L197 151H196L195 148H194L195 150H193V148L191 149V147H193ZM203 146H204V145H203ZM212 146H213V145H212ZM245 146H246V144H245ZM252 146L254 147L253 144H252ZM262 146H263V145H262ZM183 147H184V146H183ZM247 147H248V146H247ZM250 147H251V146H250ZM253 147H252L251 149H253ZM95 148H96V149H95ZM122 148H123V147H122ZM145 148H146V146L144 147V149H145ZM147 148H148V146H147ZM150 148H151V147H149V149H150ZM163 148H165V147H163ZM163 148H162V149H163ZM175 148H176V147H175ZM238 148H239V147H238ZM244 148H245V147H244ZM260 148H261V146H260ZM114 149H112V151H113ZM149 149H145L144 151L146 152V150H147L148 152H150ZM152 149H154V147L151 148V152H152ZM156 149H157V148H155L154 150H156ZM165 149H166V148H165ZM178 149H179V148H178ZM183 149H184V151L186 150L185 148H183ZM202 149H204V147H203ZM223 149H224V148H223ZM249 149H250V148H249ZM249 149H248V150H249ZM254 149H255V148H254ZM254 149H253V150H254ZM262 149H263V148H262ZM262 149H260V150L257 149V150H258V151H261ZM115 150L117 151V149H115ZM121 150H122V152L124 151V149H121ZM158 150H159V149H157L156 151H158ZM166 150H167V149H166ZM166 150H164V151H166ZM179 150H180V149H179ZM215 150H216V149H215ZM238 150H240V149H238ZM238 150H237V151H238ZM245 150H246V149H245ZM248 150H247V151H248ZM253 150H252V151H253ZM255 150H256V149H255ZM257 150H256V153H258ZM263 150H264V149H263ZM263 150H262V152H264ZM94 151H95V152H94ZM119 151H120V150H119ZM156 151H155V153H156ZM159 151H161V150H159ZM187 151H186V152H187ZM209 151H210V149H209ZM231 151H232V150H231ZM234 151H235V150H234ZM249 151H251V150H249ZM249 151H248L247 153H249ZM96 152H97L98 154H94V153H96ZM109 152H111V151H109ZM113 152H115V151H113ZM161 152L163 153V151H161ZM186 152H185V154H186ZM192 152H193V153L195 152V155L192 154ZM210 152H211V151H210ZM221 152H222V151H221ZM243 152H244V151H243ZM243 152H242V153H243ZM91 153H92L93 155H91ZM120 153H121V151H120ZM158 153H159V152H158ZM165 153H166V152H165ZM165 153H164V154H165ZM167 153H168V151H167ZM167 153H166V154H167ZM197 153H198V154H197ZM201 153H202V152H201ZM218 153H219V152H218ZM233 153H234V152H233ZM253 153H254V152H253ZM256 153H254V155H256ZM112 154H113V153H112ZM121 154L123 155L124 152L121 153ZM145 154L148 156L147 153H145ZM187 154H188V152H187ZM219 154H220V153H219ZM250 154H251V152H250ZM250 154H247V155H250ZM259 154L261 155L260 152H259ZM259 154L256 155V156H259V157H260V159H259V157H258L259 160L257 159V160L259 161V163H260V162H261V159H263V157H264V156H262V155H264V153H263L261 156H260ZM95 155H99L98 158H100V156H101V157L103 156L104 159H103V158H102V159L104 160V162H103V160H102L101 158H100L101 160L99 161V160L97 159V157H95ZM104 155H105L106 157H105ZM122 155H121V158H123ZM158 155H159V154H158ZM158 155L156 154L154 157H156V156L159 157ZM169 155H170V154H169ZM169 155H167V156H169ZM177 155H178V154H177ZM183 155H184V154H183ZM192 155H193V156H192ZM201 155H202V154H201ZM217 155H218V154H217ZM240 155H241V152H240ZM160 156H162V154H160ZM195 156H197V157H195ZM202 156H203V155H202ZM232 156H233V155H232ZM234 156H235V155H234ZM237 156H238V155H237ZM237 156H236V157H237ZM251 156H253V154H252ZM256 156H255V157H256ZM93 157H94V158H93ZM115 157H116V156L113 157V159H114V160H113V163H114V161H115ZM119 157H120V154H119ZM148 157H149V156H148ZM169 157L172 158L171 155H170ZM175 157H178V156L175 155ZM179 157H180V156H179ZM187 157H188V155L185 156L186 159H187ZM194 157L197 158V159H194ZM247 157H248V156H247ZM105 158L108 159L109 161L106 160ZM142 158H146L145 155H144ZM151 158H153V157H150V160H151ZM161 158H162V157H161ZM229 158H230V157H229ZM242 158H243V155H242ZM249 158H250V157H249ZM249 158H248V159H249ZM252 158H253V157H252ZM96 159H97V161H96ZM153 159H154V158H153ZM153 159H152V160H153ZM155 159H156V158H155ZM158 159H159V158H158ZM158 159H157V160H158ZM162 159H163V158H162ZM180 159L185 160L184 157H183V158L181 157ZM203 159L205 160L204 157H203ZM212 159H213V158H212ZM224 159H225V158H224ZM231 159H232V158H231ZM245 159H246V157H245L244 159H242V161L245 160ZM118 160H119V158H118ZM122 160H123V159H122ZM146 160H147V158H146ZM146 160H145V161H146ZM148 160H149V159H148ZM148 160H147L146 162H148ZM157 160H156V161H157ZM160 160H161V159H159V162L157 161L158 164L161 163ZM164 160L166 161L167 159L164 158ZM164 160H163V161H164ZM171 160H172V159H171ZM183 160H182V161H183ZM249 160H251V159H249ZM249 160H248V162H249ZM253 160H254V159H253ZM107 161H108V164L106 163ZM120 161H121V160H120ZM125 161H126V159H125ZM143 161H144V160H143ZM154 161H155V160H154ZM154 161H152V162H154ZM198 161H199V160H198ZM219 161H220V160H219ZM226 161H227V157H226ZM262 161H263V160H262ZM102 162H103V163H102ZM157 162H154V163H157ZM166 162H168V160H167ZM166 162H165V164H166ZM172 162H173V160H172ZM194 162H193V163H194ZM231 162H232V161H231ZM237 162H238V161H237ZM243 162H244V161H243ZM248 162H247V163H248ZM250 162H252V161H250ZM104 163H105V164H104ZM120 163H121V162H120ZM124 163H125V162H124ZM126 163H127V161H126ZM188 163H189V162H188ZM200 163H201V162H200ZM216 163H217V162H216ZM247 163H246V164H247ZM253 163H254V162H253ZM255 163H258V162L256 161V159H255ZM255 163H254L253 165H255ZM262 163H264V162H262ZM102 164H104V165H102ZM106 164H107V165H106ZM165 164H163V165H165ZM168 164L171 165V162H170V163L168 162ZM186 164H187V163H185V165H186ZM190 164L193 165L192 162H191ZM196 164L199 165L198 163H196ZM249 164H250V163H249ZM249 164H247V166H250ZM105 165H106V166H105ZM120 165H121V164H120ZM125 165H126V164H125ZM127 165H128V164H127ZM160 165H161V164H160ZM202 165H203V163H202ZM222 165H223V164H222ZM224 165H225V164H224ZM224 165H223V166H224ZM231 165H232V164H231ZM235 165H236V163H235ZM259 165H260V167H259ZM261 165H262L261 163L258 164V166H257V164H256L257 167H259V168H264V167H263L264 165H263L262 167H261ZM48 166H47V167H48ZM103 166H104V167H103ZM121 166H122V165H121ZM123 166H124V164H123ZM157 166H158V165H157ZM166 166H167V164H166ZM168 166H169V165H168ZM168 166H167V167H168ZM193 166H194V165H193ZM193 166H192V167H193ZM203 166H204V165H203ZM203 166H202V167H203ZM217 166H218V165H217ZM219 166H220V163H219ZM228 166H229V165H228ZM85 167H86L88 170H87ZM155 167H156V166H155ZM164 167H165V166H164ZM164 167H161V166H160L161 169L164 168ZM245 167H246V166H245ZM245 167H243V168H245ZM160 168H159V169H160ZM171 168H172V167H171ZM200 168H201V167H200ZM222 168H225V167H222ZM250 168H251V167H250ZM74 169H78L79 171H77V170L75 171ZM107 169H108L109 171H111V172H108ZM155 169H156V168H155ZM159 169H158V170L156 169V170L159 171ZM166 169H167V168H166ZM230 169H231V168H230ZM230 169H229V170H230ZM235 169H236V168H235ZM253 169H254V166H253ZM86 170H87V172H86ZM122 170H123V169H122ZM162 170H163V169H162ZM167 170H168V169H167ZM169 170L172 171V173H173V168H172V170H171V169H170V166H169ZM169 170H168V171H169ZM229 170H228V171H229ZM242 170H243V169H242ZM257 170H259L258 173L264 171V170H261V171H260V169L256 168V171H257ZM52 171H53V172H52ZM59 171H61V172H59ZM106 171H107V172H106ZM123 171H124V170H123ZM170 171H169V172H170ZM248 171H249V170H248ZM253 171H254V170H253ZM78 172H79V173H78ZM165 172H166V171H165ZM230 172H231V170H230ZM236 172H237V171H236ZM57 173H58V175H57ZM157 173L159 174L160 171L157 172ZM161 173H162V172H161ZM253 173H254V172H253ZM263 173H264V172H262V174H263ZM75 174H73V177H74V178H73L72 180L74 181V179H76V181H78V180L80 179L77 183H82V181H83V176H79V175L76 176ZM158 174H157V176L159 177ZM232 174H233V173H232ZM232 174H231V175H232ZM246 174H247V173H245V175H246ZM254 174H255V173H254ZM256 174H257V173H256ZM262 174H261V175H262ZM106 175H103V176H104V177H107ZM123 175H124V174H123ZM162 175H163V173L161 174V176H162ZM165 175H166V174H165ZM165 175L162 176V177H165ZM167 175H168V174H167ZM167 175H166V176H167ZM259 175H260V174H259ZM259 175H258V176H259ZM261 175H260V177L263 178L264 174H263L262 176H261ZM56 176H55V178H57ZM169 176H171V173H170V175H168V179H166V183H165V181H164V184H167V183L170 182V181L167 182V180H169ZM172 176H173V174H172ZM172 176L170 177L171 180L173 179ZM235 176H236V175H235ZM247 176H248V175H247ZM254 176H255V175H254ZM80 177H81V178H80ZM109 177H108V178H109ZM114 177H115V176H114ZM123 177H124V176H123ZM162 177H159V179L162 178ZM176 177H177V176H176ZM232 177H233V176H232ZM251 177H252V176H251ZM53 178H54V177H53ZM111 178H112V177H111ZM165 178H166V177H165ZM81 179H82V180H81ZM119 179H120V178H119ZM154 179H155V178H154ZM163 179H164V178H162V183H163ZM229 179H230V178H229ZM232 179H233V178H232ZM238 179H239V178H238ZM238 179H236V180H237L238 182H241V180L239 181ZM247 179H248V177H247ZM247 179H246V180H247ZM114 180H115V179H114ZM160 180H161V179H160ZM160 180H159V181H160ZM233 180H234V179H233ZM236 180H234V181H236ZM249 180H252V179H249ZM249 180H247V181H249ZM253 180H254V179H253ZM256 180H257V179H256ZM262 180H264V179H262ZM80 181H81V182H80ZM122 181H123V179H122ZM125 181H126V177H125ZM156 181H157V180H156ZM156 181L153 180V183L156 182ZM237 181H236V182H237ZM254 181H255V180H254ZM260 181H261V179H260ZM74 182H75V181H74ZM117 182H118V181H117ZM171 182L173 183V180H172ZM226 182H229V181H226ZM238 182L235 183V185L237 184V187H238V184H239ZM249 182H250V181H249ZM262 182H263V181H261V184H262ZM77 183H76V184H77ZM158 183H159V182H158ZM231 183H232V182H231ZM231 183H230V184H231ZM156 184H157V183H156ZM156 184H155V185H156ZM159 184L161 185V183H159ZM164 184H162V185H163V189L167 187L168 190H169V187H168V186H169V185L171 186V183H170L169 185L167 184V186L165 185V187H164ZM228 184H229V183H228ZM232 184H233V183H232ZM240 184H241V183H240ZM240 184H239V186H240ZM251 184H253V183H251ZM257 184H258V183H257ZM257 184H256V185H257ZM77 185H78V184H77ZM153 185H154V184H153ZM160 185H159V186H160ZM177 185H178V184H177ZM181 185H182V184H181ZM181 185L179 184L180 187H183V186H181ZM226 185H227V184H226ZM254 185H255V184H254ZM256 185H255L254 187H256ZM258 185H259V184H258ZM156 186H157V185H156ZM159 186H158V187H159ZM172 186L174 187V185H172ZM227 186H228V185H227ZM229 186H232V185H229ZM233 186H234V185H233ZM263 186H264V184H263ZM116 187H118V186H116ZM119 187H120V186H119ZM160 187H161V186H160ZM211 187H212V186H211ZM257 187H258V189H259V186H257ZM170 188H171V187H170ZM178 188H179V187H178ZM219 188H221V187L219 186ZM231 188H232V187H231ZM250 188H251V187H250ZM161 189H162V188H161ZM163 189H162V190H163ZM176 189H177V188H176ZM260 189L262 190V189H264V188H260ZM162 190H161V191H162ZM174 190H175V189H174ZM256 190H257V189H256ZM163 191L165 192L166 189L163 190ZM170 191H171V189H170ZM170 191H169V192H170ZM172 191H173V190H172ZM172 191H171V192H172ZM212 191H213V190H212ZM169 192H168V193H169ZM171 192L169 193V196L171 195ZM214 192H215V191H214ZM173 193H174V192H172V194H173ZM224 193H225V192H224ZM226 193H228V192H226ZM232 193H233V192H232ZM262 193H263V192H262ZM262 193L260 192L259 195L262 194ZM165 194H166V192H165ZM165 194H164V195H165ZM229 194H230V193H228L226 196L229 197V196H230ZM234 194H235V193H234ZM166 195H168V194H166ZM177 195H178V193L176 194V196H177ZM179 195H180V194H179ZM218 195H219V193H217V196H218ZM251 195H252V194H251ZM262 195H264V193H263ZM171 196H173V195H171ZM171 196H170V197H171ZM176 196H175V193H174L173 198L176 197ZM184 196H185V195H184ZM237 196H238V195H237ZM177 197H178V196H177ZM179 197H180V196H179ZM220 197H221V195H220ZM220 197H219V198H220ZM230 197H231V196H230ZM232 197H233V195H232ZM232 197L229 198V200L232 199ZM252 197H253V196H252ZM257 197H258V195H257ZM261 197H262V196H261ZM261 197H260V198H261ZM171 198H172V197H171ZM235 198H236V196H235ZM235 198H234V199H235ZM258 198H259V197H258ZM224 199H225V196H224ZM224 199H222V200H224ZM236 199H237V198H236ZM244 199H245V198H244ZM262 199H264V198H261V200H262ZM222 200H221V201H222ZM232 200H233V199H232ZM242 201H244V200L242 199ZM262 201H263V200H262ZM225 202H227V201H224V203H225ZM231 202H232V201H231ZM240 202H241V201H240ZM222 203H223V202H222ZM234 203H235V202H234ZM237 203H238V202H237ZM243 203L245 204L246 202H243ZM261 203H262V202H260V204H261ZM263 203H264V201H263ZM246 204H247V203H246ZM252 204H253V203H252ZM80 205H81V204H79V206H80ZM223 205H224V204H223ZM242 205H243V204L241 203V209H242ZM77 206H78V205H77ZM77 206L75 207L76 209L78 208ZM225 206H226V205H225ZM228 206H229V204H228ZM232 206H234V204H233ZM236 206H237V205H236ZM243 206H244V205H243ZM251 206H254V205H251ZM226 207H227V206H226ZM255 207H256V206H255ZM80 208L82 209V206L78 208V210H79L78 213H81V214H82V212L80 211ZM234 208H235V207H234ZM234 208H233V209H234ZM248 208H250V205L248 206ZM261 208H262V207H261ZM224 209H226V208H224ZM230 209H231V208H230ZM233 209H232V210H233ZM237 209H239V207H238ZM243 209H244V208H243ZM245 209H246V208H245ZM257 209H258V208H257ZM262 209H263V210H262ZM262 209H261V210L264 211V208H262ZM226 210H227V209H226ZM246 210H247V209H246ZM250 210H252V207L250 208ZM82 211H83V210H82ZM257 211H258V210H257ZM156 212H158V210H157ZM248 212H249V211H248ZM251 212H252V211H251ZM251 212H250V213H251ZM254 212H256V211H254ZM159 214H160V215H159L158 217H160L161 214L164 215L165 212H162L161 210H159ZM247 214H248V213H247ZM247 214H245V216H247ZM157 215H158V214H157ZM165 215H166V214H165ZM165 215H164V217H165ZM255 215H256V214H255ZM259 215H260V214H259ZM248 216H249V215H248ZM248 216H247V217H248ZM263 216H264V215H263ZM164 217L161 216V218H164ZM247 217H245V218H247ZM253 217H254L255 220L258 218L257 216H254V215H253ZM255 217H256V218H255ZM248 218H251V217H248ZM157 219H158V218H157ZM160 220H161V219H160ZM258 220H259V219H258ZM245 221H246V219H245ZM256 221H257V220H256ZM247 222H248V221H247ZM69 230H71V229H69ZM257 244H258V243H257ZM257 244H256V245H257ZM259 245H260V244H259ZM259 245H257V246L259 247ZM259 249H260V247L258 248V250H259ZM200 255H202V254H200ZM201 257H202V256H201ZM246 264H247V263H246Z\"/></svg>",
	"mask_w": 264,
	"mask_h": 264
}]
</instances>
